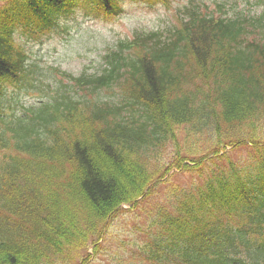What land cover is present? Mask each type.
Returning <instances> with one entry per match:
<instances>
[{
	"label": "trees",
	"instance_id": "trees-1",
	"mask_svg": "<svg viewBox=\"0 0 264 264\" xmlns=\"http://www.w3.org/2000/svg\"><path fill=\"white\" fill-rule=\"evenodd\" d=\"M2 1L0 264H89L127 202L146 225L129 260L105 264H264V0L214 15L188 0L174 24L135 31L66 81L13 34L67 21L74 0Z\"/></svg>",
	"mask_w": 264,
	"mask_h": 264
},
{
	"label": "rangeland",
	"instance_id": "rangeland-1",
	"mask_svg": "<svg viewBox=\"0 0 264 264\" xmlns=\"http://www.w3.org/2000/svg\"><path fill=\"white\" fill-rule=\"evenodd\" d=\"M185 1L172 0L169 1V6L166 8L160 6L150 8V6L138 5L131 0H126L122 14L108 21L91 20L90 16L77 12L74 16L75 19L68 23L71 26L69 31L63 33L67 37L50 40L48 38L44 44L36 46L39 50L38 55H40L41 63L59 64L73 73H78L83 67L91 69L94 67L91 61L96 62V56L100 49L103 50L104 46L130 36L134 29H160L174 23L175 11ZM204 1L213 6V1L217 0ZM220 1L224 2V0ZM232 1L243 6L258 0H226L228 3ZM254 5L256 4L254 3ZM256 10L259 11V8ZM41 69H45V67ZM48 73L54 75L51 70ZM167 158L169 156H164L163 160ZM176 179L180 182L189 183L191 176L185 174L176 176ZM162 189V187H158L157 194L152 197L151 201L162 196ZM126 207L130 206L125 205L123 208ZM144 226L145 221L141 211H136L134 214L124 210L116 211L109 229L110 233L106 240L102 241V253L92 259L89 264H105L109 262V256L120 254L129 260L131 251L129 242L134 238L138 240L134 230H137L138 227V229H142ZM116 232L119 234L118 236Z\"/></svg>",
	"mask_w": 264,
	"mask_h": 264
}]
</instances>
